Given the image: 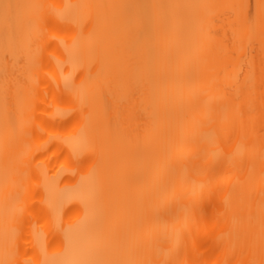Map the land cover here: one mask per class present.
<instances>
[{"label": "bare ground", "instance_id": "bare-ground-1", "mask_svg": "<svg viewBox=\"0 0 264 264\" xmlns=\"http://www.w3.org/2000/svg\"><path fill=\"white\" fill-rule=\"evenodd\" d=\"M0 264H264V0H0Z\"/></svg>", "mask_w": 264, "mask_h": 264}]
</instances>
